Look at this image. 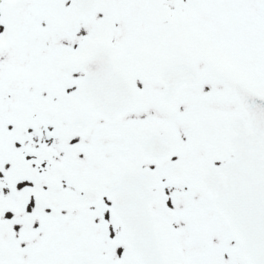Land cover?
Returning <instances> with one entry per match:
<instances>
[{"label": "snow or ice", "instance_id": "snow-or-ice-1", "mask_svg": "<svg viewBox=\"0 0 264 264\" xmlns=\"http://www.w3.org/2000/svg\"><path fill=\"white\" fill-rule=\"evenodd\" d=\"M0 264H264V0H0Z\"/></svg>", "mask_w": 264, "mask_h": 264}]
</instances>
